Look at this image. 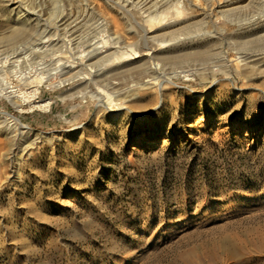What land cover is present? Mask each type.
Segmentation results:
<instances>
[{"label":"rangeland","instance_id":"rangeland-1","mask_svg":"<svg viewBox=\"0 0 264 264\" xmlns=\"http://www.w3.org/2000/svg\"><path fill=\"white\" fill-rule=\"evenodd\" d=\"M14 6L39 22L0 41V77L49 107L0 96V112L32 132L21 140L0 119V264H264V0H0V38ZM174 17L181 40L165 49L179 60L107 62L98 83L59 74L62 63L88 71L93 41L142 54L140 26ZM182 27L202 33L189 41ZM38 74L49 81L36 84ZM151 77L162 94L139 88ZM97 84L115 104L98 106Z\"/></svg>","mask_w":264,"mask_h":264},{"label":"bare ground","instance_id":"bare-ground-1","mask_svg":"<svg viewBox=\"0 0 264 264\" xmlns=\"http://www.w3.org/2000/svg\"><path fill=\"white\" fill-rule=\"evenodd\" d=\"M5 2V0H4ZM237 2V1H236ZM238 3V2H237ZM23 4V3H22ZM193 4V2H192ZM213 4V3H212ZM235 4V3H234ZM7 5V4H6ZM5 5V6H6ZM226 5V4H225ZM260 5V4H259ZM23 6V5H22ZM206 6V5H205ZM211 6V5H210ZM15 7V6H14ZM27 7V6H26ZM262 7V6H261ZM15 8H18L17 10H13L11 12H9L7 14V18L8 20H12L11 22V25L8 26L9 27V33L6 34L5 36H3L2 38H0V41L1 42H4V41H15L17 40L19 37H21L22 35L28 33L29 31V28H31V25H30V22L31 21H34L36 22V24L39 22V18L38 16L36 15L35 12L33 11H30L29 9L28 10H24L23 12L21 10H19V7H15ZM24 8V7H23ZM181 8V7H180ZM202 8V7H201ZM204 10L210 8L209 6L206 7H203ZM206 8V9H205ZM212 8V7H211ZM219 8V7H218ZM26 9V8H25ZM239 10L238 7H235L233 6V9H229L230 12H234L236 10ZM128 10V9H127ZM168 10V9H167ZM173 13L177 16L181 15L180 13L181 10L179 9V6L178 5H174L173 6ZM183 10V9H182ZM202 10V9H201ZM228 10V11H229ZM209 11V10H208ZM206 11V12H208ZM219 11V10H218ZM261 11V10H260ZM212 11L208 12L209 14L211 13ZM220 12V11H219ZM166 13V11H165ZM164 13V14H165ZM224 13V12H223ZM222 13V14H223ZM259 13V12H258ZM168 14V12L166 13ZM171 14H172V11H171ZM170 14V15H171ZM225 14V13H224ZM260 14V13H259ZM35 15V16H33ZM39 15V14H38ZM53 15H54V12H51V20H53ZM169 15V14H168ZM168 15L166 16V18L168 17ZM205 15V14H204ZM213 15V14H211ZM237 15V14H236ZM264 16V11L258 16ZM33 16V17H32ZM176 16V17H177ZM224 16V15H223ZM255 16V15H254ZM262 16V17H263ZM40 17V16H39ZM164 17V15L162 16V12H160L159 14H156L154 16H150V15H147L146 19H145V22H147V24H149V26L152 25V23L156 22V21H160L162 20V18ZM174 17V18H176ZM195 17V16H194ZM257 17V15H256ZM257 17V18H258ZM172 18V17H171ZM205 18V17H204ZM234 18V17H233ZM57 19V18H56ZM62 19V18H61ZM64 19V17H63ZM242 19V18H241ZM244 19V18H243ZM45 20V19H44ZM50 20V21H51ZM186 20V18H185ZM240 20V19H239ZM253 20V18H252ZM49 21V22H50ZM57 21V20H56ZM59 21V20H58ZM34 22V24H35ZM69 22V21H67ZM72 22V21H71ZM99 22V21H98ZM52 23V21H51ZM58 23V22H57ZM64 23V22H63ZM62 23V25H63ZM159 23V22H158ZM199 23V22H198ZM240 23V22H239ZM33 24V23H32ZM49 24V23H48ZM71 25V23H69ZM73 24V23H72ZM77 24V22L75 23ZM157 24V23H156ZM161 24V23H160ZM201 24V23H200ZM241 24V23H240ZM178 25H180V21H179V17L176 18V19H172L170 21H168L167 23H165L164 25L162 24V26L158 25V27L156 29H153L152 27H148V28H144L142 27V25L140 26V29L142 31V37H143V46H145V49L146 51L142 54H139L137 53V50L135 51L134 49H132L131 47H129L128 44H123L122 46L121 45H110L107 49L105 50H102L100 49L101 46L100 45H97L95 44V41H93L91 44H90V49L86 50V59H85V62H86V66H89V70L85 71V72H82V71H78L76 68L77 65L73 64V63H62L60 66H59V74L64 76V80L66 81H71V79H73L74 77L78 76V78H81L83 79L85 82L88 81L89 79H93L94 76H95V79H94V82L95 83H98V79L100 78V74L102 72L103 67H100L102 64L103 65H106L107 62H127L126 65H131V64H134L136 62H138L139 60L142 59V56H149V55H161V56H164L165 58H169V59H172L173 61H176V60H179L181 58V55H177L175 53H169L167 50L168 49H165L166 47H172V46H175V44H177V42H179L181 39L179 36H177L176 34H173L175 31H173ZM187 25V24H186ZM191 25V24H190ZM202 25V24H201ZM60 26V25H59ZM72 26V25H71ZM105 26V25H104ZM154 26V25H153ZM183 26V25H182ZM189 26V24H188ZM33 27V25H32ZM52 26H49V28H51ZM58 27V26H57ZM61 27V26H60ZM102 27V26H101ZM110 27V26H109ZM181 27V26H180ZM186 27V26H185ZM185 27H182L183 30H185L186 28ZM193 27V26H192ZM56 28V27H54ZM63 28V27H62ZM61 28V30H62ZM65 29H67L66 27H64ZM63 28V29H64ZM75 28V27H74ZM32 29V28H31ZM57 29V28H56ZM60 29V28H59ZM70 29V28H69ZM192 29V28H191ZM190 28L189 29H186V34L189 35V36H185L186 34H183L182 32V36H185V37H188V40L189 39H193L194 36H197V33L198 32H201V29L199 28H195V29H192L191 30ZM72 30V29H71ZM176 30V29H175ZM56 31V30H55ZM63 31V30H62ZM66 31V30H65ZM74 31V30H72ZM78 31V30H77ZM104 31V30H102ZM182 31V30H180ZM204 31V30H202ZM49 32V29H43L42 31V34H46ZM60 32V31H59ZM64 32V31H63ZM67 32V31H66ZM105 32V31H104ZM205 32V31H204ZM209 32V30H208ZM69 33V32H68ZM86 33V32H85ZM150 33H154V34H150ZM178 33H180L178 31ZM202 33V32H201ZM215 33V32H214ZM29 34V33H28ZM73 34V33H72ZM70 35V34H69ZM211 35V34H210ZM209 35V36H210ZM55 36V35H54ZM53 36V37H54ZM68 36V35H67ZM77 36V35H76ZM115 36V35H114ZM159 36H165V38H158ZM166 36H170V37H166ZM203 36V35H202ZM213 36V35H212ZM210 36V37H212ZM24 37V36H23ZM42 37V36H41ZM39 37L38 41H35L32 45V47L28 48V50L30 51L32 48H33V45L35 44H41L43 41L41 40L42 38ZM44 37V36H43ZM51 37V36H50ZM56 37V36H55ZM82 38V36H81ZM94 38V37H93ZM114 38H118L117 36H115ZM113 36H112V39L111 40H114ZM157 39V42L155 43V46L152 48L150 46H147V40H152V39ZM167 38V39H166ZM184 38V37H183ZM182 38V39H183ZM197 38V37H196ZM201 38V37H200ZM45 39V38H44ZM48 39V38H47ZM63 39V38H61ZM83 39V38H82ZM89 39V38H88ZM107 39V38H106ZM185 39V38H184ZM183 39V40H184ZM195 39V38H194ZM52 40H55L54 38ZM51 40V41H52ZM70 40H73V38H70ZM108 40V39H107ZM126 40V39H125ZM196 40V39H195ZM56 42L59 41V39L57 38V40H55ZM61 41V40H60ZM190 41V40H189ZM71 42V41H70ZM98 42V41H97ZM114 42V41H113ZM55 43V42H54ZM59 43V42H58ZM74 43L75 40H74ZM80 43V42H79ZM112 43V41H111ZM69 44V42H68ZM78 44V43H77ZM87 44V43H86ZM61 45V44H60ZM71 45V44H70ZM73 45V44H72ZM89 45V43H88ZM59 46V45H58ZM67 46V45H66ZM74 46V45H73ZM75 46H78V45H75ZM108 46V45H107ZM37 47V46H36ZM88 47V46H87ZM68 48H71V47H68ZM84 48V47H83ZM34 49V48H33ZM40 49V48H39ZM72 49V48H71ZM86 49V48H85ZM165 49V50H163ZM173 49V48H172ZM24 50V49H23ZM208 50V49H207ZM205 50V49H199L197 52H195V57L197 58H203L205 57V55H207L208 51ZM212 50V49H211ZM223 50V49H222ZM83 51V50H82ZM172 51V50H171ZM18 52V51H17ZM24 52V51H23ZM22 52V53H23ZM31 52V51H30ZM4 52H2V50H0V54H2ZM84 53V52H83ZM226 53V52H225ZM33 54V53H32ZM66 54V53H65ZM227 54V53H226ZM15 55V54H14ZM34 55V54H33ZM68 55V54H67ZM243 55V54H242ZM6 56V55H5ZM4 56V57H5ZM16 56V55H15ZM19 56V55H18ZM24 56V54H23ZM29 56V54H28ZM72 56V54H71ZM78 56V55H77ZM84 56V57H85ZM246 56V55H245ZM249 56V55H247ZM52 57V56H51ZM67 57V56H66ZM70 57V55H69ZM76 57V56H75ZM15 58V57H14ZM245 58V57H244ZM2 57H0V61H1ZM61 59V58H60ZM70 59V58H69ZM74 59V58H73ZM249 59V58H247ZM6 60V59H5ZM231 60V59H230ZM60 61V60H59ZM155 61V60H154ZM234 61V60H233ZM237 61H238V58H237ZM237 61H235V63H237ZM7 62V61H6ZM75 62V60H74ZM80 62V61H79ZM78 62V63H79ZM179 62V61H178ZM5 63V62H4ZM19 63L20 61L19 60H15L13 61V65L14 67H18L19 66ZM31 63V62H30ZM56 63V62H55ZM54 63V64H55ZM82 63V61L80 62V64ZM40 64L41 63H36L35 62V67H40ZM109 64V63H108ZM114 64V63H113ZM125 64V63H124ZM96 65H99V67L97 68H94ZM251 65V64H250ZM51 66V65H50ZM82 66V64H81ZM151 66V65H150ZM149 66V67H150ZM159 66V63L158 62H152V67L151 68H157ZM4 67V66H3ZM57 67V66H56ZM84 67V65H83ZM121 67V66H120ZM246 67V66H245ZM43 68V67H41ZM127 68V67H126ZM150 68V69H151ZM160 68V67H158ZM247 68V67H246ZM84 69V68H83ZM3 70V69H2ZM40 70V69H39ZM101 70V72H99ZM152 70V69H151ZM249 70V69H248ZM44 71V70H43ZM46 71V70H45ZM50 72V71H49ZM54 72V71H52ZM107 72V71H105ZM151 72V71H150ZM177 72V71H176ZM107 74V73H106ZM46 75V74H45ZM2 76V75H1ZM152 76V75H151ZM50 78V77H49ZM170 78V77H169ZM167 78V79H169ZM77 79V78H76ZM154 77H151L147 80H145V83H143L142 85L139 86L140 89H147V88H154L156 87L157 91L160 90V93L162 91V86L161 84L159 83V81L157 80H153ZM6 80V79H5ZM36 84L44 81V82H48V77L47 76H43V75H39L36 77ZM52 81V80H51ZM60 82V81H59ZM87 84V83H85ZM33 86V85H32ZM36 86V85H35ZM79 86V85H78ZM75 88V87H74ZM80 88V86H79ZM96 88H97V93H98V99H99V103H98V106L101 108V109H105L106 108V105L105 103L107 102L109 105L112 103L113 105V98L110 94V92L107 91V88L105 89L104 87H102L101 85H96ZM72 89V88H71ZM34 89L30 90L28 93H31V91H33ZM152 90V89H151ZM150 91V90H149ZM154 91H155V88H154ZM71 92V91H70ZM141 92V91H139ZM75 93V92H74ZM34 94V93H33ZM162 94V93H161ZM68 95V94H67ZM0 96H5L6 98H8V100L14 104L15 106L21 108L20 110L24 109V108H27V110L31 111L33 110V108H46L48 105H49V100H46V101H30L28 98H26V96L24 95H20L19 93H16L15 89L13 88H10V86L3 80L2 77H0ZM118 98V97H117ZM105 99V100H104ZM115 101V100H114ZM117 102V101H116ZM119 102V101H118ZM115 104V103H114ZM108 105V106H109ZM26 106V107H24ZM49 107V106H48ZM47 107V108H48ZM110 107V106H109ZM99 110V109H98ZM117 110V109H116ZM115 110V111H116ZM119 110V109H118ZM102 110H100L101 112ZM0 119L1 120H7V122H9L10 125L13 126V131H17L18 132V136L20 137V139H24V140H28L32 134L31 132V128L23 123L18 117L16 116H13L11 114H9L8 112H0ZM5 124V123H4ZM8 124V123H7ZM82 126V125H81ZM79 126V127H81ZM11 127V126H10ZM77 127V128H79ZM3 128V127H1ZM7 128V127H6ZM5 128V129H6ZM9 128V126H8ZM4 129V130H5ZM7 135V134H5ZM19 139V138H18ZM19 139V140H20ZM22 143V142H21ZM20 143H15L16 147L17 145H19ZM23 144H26V143H23ZM26 147V146H25ZM29 147V146H28ZM15 149V148H14ZM28 150V149H27ZM14 151V150H13ZM23 151V150H22ZM16 154V153H15ZM14 154V156H15ZM25 155H28L25 154ZM22 156V155H21ZM24 158V157H23Z\"/></svg>","mask_w":264,"mask_h":264}]
</instances>
